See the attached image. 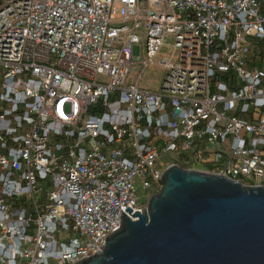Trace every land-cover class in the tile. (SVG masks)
<instances>
[{
    "label": "built area",
    "instance_id": "obj_1",
    "mask_svg": "<svg viewBox=\"0 0 264 264\" xmlns=\"http://www.w3.org/2000/svg\"><path fill=\"white\" fill-rule=\"evenodd\" d=\"M172 165L264 187V0H0V264L101 254Z\"/></svg>",
    "mask_w": 264,
    "mask_h": 264
},
{
    "label": "water",
    "instance_id": "obj_2",
    "mask_svg": "<svg viewBox=\"0 0 264 264\" xmlns=\"http://www.w3.org/2000/svg\"><path fill=\"white\" fill-rule=\"evenodd\" d=\"M144 214L76 264H264V187L170 166Z\"/></svg>",
    "mask_w": 264,
    "mask_h": 264
},
{
    "label": "rangeland",
    "instance_id": "obj_3",
    "mask_svg": "<svg viewBox=\"0 0 264 264\" xmlns=\"http://www.w3.org/2000/svg\"><path fill=\"white\" fill-rule=\"evenodd\" d=\"M173 53L172 48H165L157 57L156 61H160L165 57H171ZM167 71L157 66L149 67L142 78L140 88L149 92H160L161 85L166 77ZM166 160H170L169 155L166 156ZM142 203H148V198L143 196ZM141 203V204H142Z\"/></svg>",
    "mask_w": 264,
    "mask_h": 264
},
{
    "label": "trees",
    "instance_id": "obj_4",
    "mask_svg": "<svg viewBox=\"0 0 264 264\" xmlns=\"http://www.w3.org/2000/svg\"><path fill=\"white\" fill-rule=\"evenodd\" d=\"M180 166H181V168H183V169H185V168H186L184 165H180Z\"/></svg>",
    "mask_w": 264,
    "mask_h": 264
}]
</instances>
